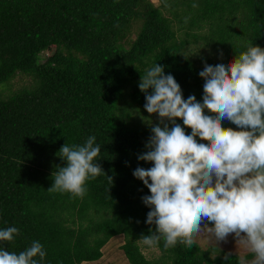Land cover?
Listing matches in <instances>:
<instances>
[{"label":"trees","instance_id":"trees-1","mask_svg":"<svg viewBox=\"0 0 264 264\" xmlns=\"http://www.w3.org/2000/svg\"><path fill=\"white\" fill-rule=\"evenodd\" d=\"M158 1L0 0V88L16 76L29 79L0 94V230H19L13 242H2L7 250L19 253L39 241L43 264H84L100 260L121 235L129 264H240L239 256L225 261L228 252L214 247L165 248L163 240L151 247L158 259L144 256L138 240L155 226L146 224L150 209L142 201L150 192L133 172L152 167L138 159L152 133L130 113L158 117L144 110L138 87L157 64L185 99L202 102V70L192 54L203 47L223 52L229 63L250 44L264 48V0ZM132 24L139 32L129 41ZM90 136L101 147L97 160L106 175L87 181L83 198L48 191L57 166H66L60 148Z\"/></svg>","mask_w":264,"mask_h":264},{"label":"clouds","instance_id":"clouds-1","mask_svg":"<svg viewBox=\"0 0 264 264\" xmlns=\"http://www.w3.org/2000/svg\"><path fill=\"white\" fill-rule=\"evenodd\" d=\"M199 76L202 102L195 95L185 99L174 76L158 64L141 76L144 110L159 123L138 156L152 167L133 172L150 192L142 201L150 209L146 224L155 226L138 243L151 248L163 240L165 248H191L197 235L217 245L234 234L254 254L240 264H264V48L250 44L227 64L205 62ZM225 120L239 130L225 128ZM100 153L95 136L83 145L66 143L57 154L66 166H57L48 191L83 198L86 182L105 174ZM18 234L16 227L0 230V264H43L46 251L39 241L19 253L2 246Z\"/></svg>","mask_w":264,"mask_h":264},{"label":"rangeland","instance_id":"rangeland-1","mask_svg":"<svg viewBox=\"0 0 264 264\" xmlns=\"http://www.w3.org/2000/svg\"><path fill=\"white\" fill-rule=\"evenodd\" d=\"M151 3H153L155 6H159L160 3L158 0H149ZM180 11V8L178 9V12ZM139 29L138 26L135 24H132L131 31L129 33V41H133L138 34ZM122 45L127 47L129 43L124 39L121 42ZM197 52H194L192 54L193 57L198 62V65L200 66L201 70H203L204 63L206 62L208 65L215 66L217 63H224L227 64L226 56L222 57L221 53L220 55L216 54V51H213L211 49L199 47L196 48ZM54 52V48H50L46 52H44L43 55L45 57L50 56ZM29 79L23 76H16L14 79H12L8 85L0 88V94L1 96H7L8 94H11L12 92L28 86ZM132 115V118H135L136 120L140 121L141 127H148L152 126L153 124L159 123V118L154 116L148 121L144 118V115L140 111H132L130 113ZM243 235V234H242ZM123 243V236H116L110 239V241L105 245V247L102 250V258L96 262H89L84 264H129L124 255L122 250L120 249V246ZM194 243L198 244V246L206 250L209 247H214L218 251H226L230 252L234 255H237L241 258V260H245L243 257L247 254H250L251 252L248 250V248L245 245H242L240 243H237L236 239L234 238V234H230L227 238L226 242H220L219 244L215 245L214 242L209 241L206 235H197L194 237ZM142 253L147 259H158L160 256V252L155 248H145L143 244H140ZM217 252H212V256H215ZM254 259V257L251 260H247V262H250ZM246 261V260H245Z\"/></svg>","mask_w":264,"mask_h":264}]
</instances>
